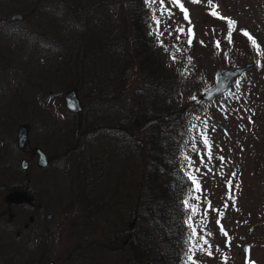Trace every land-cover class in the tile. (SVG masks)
<instances>
[{
	"label": "rangeland",
	"instance_id": "rangeland-1",
	"mask_svg": "<svg viewBox=\"0 0 264 264\" xmlns=\"http://www.w3.org/2000/svg\"><path fill=\"white\" fill-rule=\"evenodd\" d=\"M60 1H65L66 4L60 12H56L55 7L48 8L46 0H42L41 5L34 2L36 3L34 9L38 12L33 11V13L41 20L47 18L49 25L52 24L60 33V35L41 36L37 35V32L44 31L49 25L45 27L40 22L32 20L28 8L33 7L21 3L17 6L18 12H16V5L11 0L4 2L0 0V78L4 76L3 72L11 71L14 67L13 61L16 60V88L19 89L16 90V105L8 101L11 97L8 92L7 95L0 97V113L6 110L12 116L9 139L16 126L28 124L29 143L31 146L39 147L49 162L46 170L39 171L35 167V160H29V180L34 184H30V187L31 192H36L39 197L37 206L40 212L36 214H39L40 219L31 213L28 207L16 208L14 222L18 235L14 234L15 230L11 227L0 228V264H36L40 253L44 254L39 260L40 264L48 262L125 264L126 255L119 249V245L115 244V236L127 229L130 215L134 212L132 205H118V208L122 206L121 208L124 209L122 223L119 224L120 221L116 220L122 217L117 214L119 209L116 206L109 210L104 208L103 206L110 207L105 200L101 202L99 199H89L92 200L93 205L86 210L83 200L86 197L82 195V188L84 186V189H87L91 184L85 171V167H90L87 165L90 158L98 162L101 177H105L110 172L109 168L112 167L109 160L112 155L104 146H110L108 139L111 134H120L116 128L117 124H123L134 110H138V105L133 107L134 103L141 104L148 99L151 91L144 92L142 89L147 83L142 82L141 88L140 77L143 68L139 64L138 67L134 63V66H125L124 71L121 70L125 64V56L131 54L128 42L120 37L121 31L125 28L129 15L137 9L139 0H114L104 5L101 1L100 5L95 4L93 8L85 7L86 4L90 5L92 0ZM143 1L146 8H143L144 11L146 10L144 27L150 25L154 27L152 11L160 8V5L157 2L150 7L145 0ZM182 2L188 9L191 25L184 19L180 9L169 4L168 0H165L164 6L171 9L172 17L160 16V12H156L162 21L161 31L167 29L161 39L168 51L155 41L160 49L153 47L156 51V53L154 51V60L156 63H158L156 59L162 62L160 69L164 75L161 78L171 84L166 87L165 93L161 92L162 96L167 95L175 100L176 97L181 96H184L185 100L193 96L197 99L212 84L216 69L239 66L244 62L255 64L238 80L239 87L235 86L229 90L225 97L212 105H198L186 111L190 118L181 121L178 128V145L184 147L186 154L191 157L192 171L199 179L202 188L201 192H191V195L199 197V200H191L190 203L198 204L200 208L199 213L193 217L194 226L198 233L206 236L212 252L209 256L196 250L193 259L197 264H225L226 257V264H246L247 258L255 264H264V0H213V3L219 6L217 10L221 16L236 21V30L232 32L231 43L226 39L229 31L227 22L209 14L211 8L207 0H201V3L196 4L191 0H182ZM107 8L109 10L106 11ZM15 12L23 16V21L16 24V59L12 49L8 50L13 46L15 24H6L3 21L5 17ZM77 20L83 23L84 28L92 31L86 41L96 46L100 44L101 47L108 46L110 49L104 52V55L103 51L97 54L96 65L90 67L89 75L85 77L83 85L76 88L77 96L82 103V113L74 117L59 109L57 95L76 84L75 79V81L71 80L74 75L68 74V69L75 65L74 58L78 57L65 54V47H57L58 43L53 39L61 37L64 40L65 30H69V24L72 25L70 29H73ZM147 22L150 25H147ZM190 26L195 36L192 44L188 45L187 29ZM179 27L185 29L184 33L176 31ZM241 29L247 30L255 38L260 46L259 50L241 34ZM177 35L179 39L176 38ZM110 37H112L111 44L108 45L107 40ZM216 41L220 42L219 48L215 46ZM61 44L64 45V42ZM30 52L36 54V59L26 61V58L31 56ZM173 54L176 57L175 61L171 59ZM189 57L192 58L190 64ZM38 58L43 62L40 63ZM86 58L92 63L94 56ZM90 63H85V66ZM101 69H109L111 76L103 80L100 86L99 83L96 84L97 80L93 83L91 79ZM165 73L169 75L166 76ZM18 77L24 87L20 88L17 85ZM27 78L31 83L27 82ZM7 83H12V80H8ZM92 88H95L96 92L92 93ZM49 91L50 95H48ZM180 101L182 100L175 101L178 109ZM40 104H43L42 108ZM195 109L198 111L195 112ZM193 113L199 119L192 117ZM204 120L208 122L207 134L212 145L210 162L204 155L205 147L198 134L199 130L204 128ZM76 124L89 126V132L82 133L79 126L76 139L74 137L70 142L66 134L71 133ZM193 124L197 127L192 128ZM213 127L215 131L212 130ZM189 129H192L191 132ZM101 134L106 136V139L101 137L105 139V143L95 145L98 141L95 137ZM136 134L133 141L141 142L142 136L139 132ZM190 137H196L195 143L199 155L196 151H192L193 140ZM63 139L64 142H70L71 146L62 144ZM64 154L67 157H64ZM141 155L142 152H137L134 158ZM201 156L212 172H208L200 163ZM219 156L225 158L223 164L217 158ZM20 158L16 153V162ZM128 160L132 162L131 159ZM112 162L116 164L113 166L117 169L120 180L121 178L124 180L123 184L120 181L117 184L113 176L111 182H108L109 187H112L113 198L117 199L116 189L125 187L121 188L125 194L127 187L129 189L138 187L135 181L140 178L143 170L139 171L138 167L131 164L133 169L130 173H124L122 168L126 167L127 163L123 157ZM179 162V166L188 171L187 161L181 162L179 159ZM195 167H199L200 172L196 173ZM232 173L236 175L233 177ZM186 178L187 190L184 192V199L188 198L193 188L191 181L187 176ZM229 179L233 184L230 194L234 196V206L233 200L228 198L229 189L226 187V181ZM37 180L41 183L47 180L46 182L53 185L43 187L35 183L38 182ZM236 185L239 187L237 188ZM144 188H147V185H144L142 190ZM122 192L118 193L119 198ZM205 197L211 201L213 208L223 211L224 215L220 218V223L227 231L228 237L222 235L219 230L216 223L217 212L209 210L207 219H203V212L207 206ZM113 198L111 204L114 203ZM225 204L228 205L227 208L224 207ZM126 208L130 211L128 212ZM183 210L186 220L189 212L184 206L181 211ZM46 213L51 214L48 220L44 218ZM30 216L32 221L29 220ZM201 223L204 225V231H201ZM37 230L45 235L35 236L34 231ZM189 232L190 230L184 225L175 264H184L187 260L186 252L189 245L185 241ZM207 232H211L212 235L207 236ZM108 236H111L109 241L112 240V243L106 241L109 242L106 245L104 241ZM229 239L230 245L226 243ZM204 247L207 248L208 245ZM245 249L248 251L246 252Z\"/></svg>",
	"mask_w": 264,
	"mask_h": 264
},
{
	"label": "trees",
	"instance_id": "trees-1",
	"mask_svg": "<svg viewBox=\"0 0 264 264\" xmlns=\"http://www.w3.org/2000/svg\"><path fill=\"white\" fill-rule=\"evenodd\" d=\"M101 1L103 5L114 2V0H99V5L102 3ZM95 6V0H92L90 5H85L86 8H93ZM138 8L140 9L138 10ZM107 10H109V8H107L106 11ZM145 20L146 14L141 11V5L138 1L137 9L133 10L129 15V20L125 23V28L121 31L122 34L120 37L128 42L127 44L130 47L129 50L131 53L125 56V64H123L121 70L124 71L125 66H134V63L137 64V67L139 64L141 68H143L140 77L141 88L143 86L142 82L147 83L142 89L144 92L145 90L147 92L151 90L149 97L141 104L133 102V107L135 108L138 105V110H134L132 115L128 117V119H125L123 124H117L116 128L120 134H111V139H108L111 148L110 146H104L107 148L108 153L111 151L110 155H112V158L109 160V164L112 167L109 168L111 173L108 172L105 177H101L102 175L98 168V162L96 163V160L91 158L88 160L87 165L90 167H85V171L90 181L89 183L91 184L87 189H84L83 186L82 195L86 197L83 198L86 210H89L93 205L92 200H89L93 198L99 199L101 202L105 200L110 207H103L108 210L112 209L113 206L118 208V205L122 204L132 205L134 212L130 215L127 229L117 233L115 236V244L119 245V249L126 255L125 264H175V260L178 257L177 247L182 240L181 238L185 225V212L184 210L181 211V209L183 207L182 201L184 200V192L187 190V184L185 183L187 179L185 175L186 170H183V168L179 166V159H181V162L184 161L181 153L183 152L186 154V151L184 147L178 145V128L181 121L190 118L186 113L190 108L197 107L198 105H212L227 94L211 103L200 102L198 98L195 100L189 98L185 100L184 96H181L182 98L176 97V100H182L180 101L179 109L176 107L175 98L167 97V95L162 96L161 94L167 91L166 87L171 84L168 80L166 81L161 78V76L164 75V72L160 69L162 62L157 59L156 61L158 63L155 62V50L153 49V47L160 49V46H156V38H154L153 35H149L150 27H144ZM40 24L42 26H48L46 21L43 20ZM75 24L76 26L73 29H70L72 25L69 24V30H65L64 32L66 37L64 40L61 37L57 39L54 38L53 40L58 43L57 47H65V54L78 57L74 58L76 62L75 65L68 69V74L74 75V78L71 80L84 81L85 77L89 75L90 67L95 66L97 63V54L103 51L104 55V52L109 50L110 47H101V44L99 47L90 41H86L90 37L92 31L84 28L83 23H80L78 20ZM147 25L150 24L147 22ZM38 34L41 36L45 34L46 36L60 35V33L54 29V26L51 30L46 28L44 31H38L37 35ZM111 38L112 37L107 40L108 45L111 44ZM61 42H64V45H62ZM131 49L133 52H131ZM29 54L31 56H28L26 61H32L31 59L34 60L36 54L33 52ZM88 56H94L92 63L87 60L86 57ZM82 60L90 64L85 66ZM78 67L80 68L78 69ZM168 75L169 74H166V76ZM109 76H111L109 69H101L94 75L91 81L96 83L97 80L96 84L98 85L99 83L101 86L103 80H106ZM28 81L31 83L30 79H28L27 82ZM19 86L20 88L21 86L24 87V84L20 82ZM71 87L79 88L77 83H74ZM196 87L197 85L195 89ZM57 103L59 109L61 108V111L65 112L62 109L60 94L57 95ZM196 110L197 109H195V112ZM192 117H196L195 113L192 114ZM79 126L80 129H82V133L89 132V126L76 124L74 130L66 134V136L68 135L70 138V142L77 136ZM137 132L142 136L140 143L142 149L139 144L133 141ZM101 137H105L106 139L105 135H98L95 137L98 139L95 145H102V142L103 144L105 143V139H101ZM70 142H64L63 139L62 144L71 146ZM137 152H142V155L135 159L134 155ZM66 154L64 155L67 157ZM104 156L109 158L107 155ZM122 157L127 163L126 167L122 168L124 169V173H130L131 169H133L131 164L134 165V167H138L139 171L143 170V172L140 174V178L135 181V185H138L137 188L133 187L129 189L127 187L128 190L125 191V194H123L121 190V188L125 187L118 188L115 190L118 198L114 199L112 187H109L108 182H111L113 176L117 184L119 181L123 184L124 180H122V178L120 180V175L117 169L114 168L116 164H114L115 162H112V160L115 161V159ZM128 159H131L132 162ZM80 167L84 170L82 166ZM144 185H147V188L142 190ZM119 192H122L120 198L118 196ZM112 198L115 204H111ZM121 207L118 208L119 211H117V214L122 217L116 219L120 221L119 224L122 223L124 215V209ZM126 210L128 212L130 211L129 208H126ZM39 212L40 208L36 206V213ZM110 238L111 236H108L104 242L109 241ZM109 242L112 243V240ZM109 242H106V245L109 244ZM43 257L44 254L40 253L38 259L40 260ZM39 260L36 264H40Z\"/></svg>",
	"mask_w": 264,
	"mask_h": 264
},
{
	"label": "flooded vegetation",
	"instance_id": "flooded-vegetation-1",
	"mask_svg": "<svg viewBox=\"0 0 264 264\" xmlns=\"http://www.w3.org/2000/svg\"><path fill=\"white\" fill-rule=\"evenodd\" d=\"M4 1H7V0H3V2ZM11 1L14 3V5H16V12H18L17 6H19L21 3L23 5L25 4L30 7H33V8H28V13L31 12V14L33 13V11H35L34 5H36V3L40 5L42 4V0H24V1L11 0ZM34 2L36 3L34 4ZM46 2L48 4V8L55 7L56 12L60 11L62 8H64V5H66L65 1H60V0H53V2H51L50 0H46ZM95 4H99V0L96 1ZM53 11L55 12L54 9ZM16 12L12 14H16ZM31 16L34 22L39 21L35 13H33ZM22 19H23V16H22ZM43 21H46L47 25H49V21L47 18L43 19ZM18 23H21V21H18V22L14 21V22L6 23V24H15L13 46L12 48L11 47L8 48V50L12 49L13 54H15V59H16V24ZM51 26L52 24H50L48 27H51ZM13 62H14V67L11 68V71L8 70V71L3 72L4 76L0 78V97L7 95V92H8L10 94L9 97L11 96L8 101L16 105V90L18 91L19 89L16 88V60H14ZM39 62L42 63L43 60L39 59ZM9 75H11L12 77H8ZM8 80H12V83H7ZM19 84H20V78L18 77L17 85L19 86ZM91 91L92 93H94L93 92L94 90H91ZM50 94L51 92L49 91L48 95ZM50 99L51 98L49 97V100ZM18 103H20V99H18ZM42 105L43 104H40V107ZM41 111L45 113L43 110ZM11 118L12 116L6 110L4 111L2 110V112L0 113V228L5 229L7 227H11L12 230H15L14 234L18 235V233H16V222H14L16 221V208L17 207H20V206L29 207V211H31V213H34L36 217L40 219L39 214H36V206H37V203L39 202L38 201L39 197L36 192H31V187H30L31 181L29 180V175H28L29 160L30 159L35 160V167L39 171H43V170L39 169V167H37L36 165V154L33 153L32 151L36 149H40V148L37 146H31V144L29 143L28 131L30 127L28 124H19L18 126L20 125L27 126V141H26L25 147L29 148L31 150L30 152H26L23 149L20 150L16 148V129L18 126L14 128L12 132V137L11 139H9V133L11 131L10 128H12L10 127V123L13 121L11 120ZM16 153L19 157H21L18 160V162H16ZM24 157H27L26 160L28 162V167L26 171H21L19 169V161ZM35 183L36 184L39 183L43 187H45L46 185L47 186L51 185L48 182L41 183L40 181H38ZM31 185H34V184H31ZM30 192L32 193V195L29 194ZM29 220L32 221L31 216L29 217ZM37 225L38 224H36V226ZM34 232H35L34 234L35 236H37V234L45 235L42 231H39V230H37V232L36 231Z\"/></svg>",
	"mask_w": 264,
	"mask_h": 264
},
{
	"label": "snow or ice",
	"instance_id": "snow-or-ice-1",
	"mask_svg": "<svg viewBox=\"0 0 264 264\" xmlns=\"http://www.w3.org/2000/svg\"><path fill=\"white\" fill-rule=\"evenodd\" d=\"M157 2L159 3L160 8L153 9V11H152V21H153L154 27H153V25L149 26L150 27L149 35H154L156 40L159 42L160 46L163 47L165 51H168V48L163 44V40L161 39V37L164 35V31H167V29H164V31H161L162 21H161L160 17H158L156 15V12L159 11L160 16L167 15L169 18H171L173 14H172L170 8H167L164 6L165 0H145V3L148 4L150 7H151V5L156 4ZM191 2L196 4V3H201V0H191ZM168 3L178 7L180 9V11L183 13L184 19L186 21H189V24L191 25L190 17L188 14V9L184 7L182 0H168ZM207 3H208V6L211 8V11L209 13L210 15H212L218 19L225 20L227 22L229 31H228V35H227L226 39L229 41V43H231L232 42V32L236 30V27H235L236 21L232 20L231 18L221 16L219 11L217 10L219 6L214 4L213 0H207ZM176 31L178 33H184L185 29L183 27H179L176 29ZM240 32L242 35L246 36L249 39L250 43L252 44V46L254 48L259 50L260 46L257 44L255 38L252 37L251 34L247 30L241 29ZM169 35H171V33H169ZM187 36H188L187 43H188V45H191L193 38L195 36V33H194L193 28L191 26L187 29ZM176 38L179 39L180 38L179 35H177ZM201 44H203V41H201ZM215 46L217 48H219L220 42L216 41ZM179 50L180 49H177V51H179ZM171 59H173V61H175L176 57L174 54L171 56ZM191 62H192V58L189 57L188 63L190 64ZM186 71L187 70L185 69V72ZM183 74L184 73H182V75ZM237 87H239L238 84H237ZM191 99L195 100L196 97L193 96V97H191ZM195 119H199V117H196ZM249 119H251V118H249ZM203 125H204L203 130H199L198 134H199V138H200L201 143L205 147L204 155L207 156L208 162H210L212 159V151H211L212 145L210 142V138L207 134V128H208L207 120L203 121ZM196 127L197 126L195 124L192 125V128H196ZM191 130L192 129H189V132H191ZM212 130L215 131V128L213 127ZM190 138L193 140L192 151H196L197 154L199 155L200 153L198 152L197 146L195 143L196 137H190ZM185 143H187V141H185ZM181 155H182L183 159L185 161H187L188 171L185 172V175L188 177V179L191 181V183L193 185V188L189 192L188 198L184 199L182 201L184 208L186 210H188V212H189L187 219L184 221V223L187 226V228L190 230L189 235H188V239L185 241V243L187 245H189V247H188L187 252H186L187 260L184 262V264H197V261L193 259L195 251L199 250V251H202V252L206 253L207 255L211 256L212 255V252L210 250L211 245L209 244L208 240L206 239V236L198 233L196 226H194L193 217L199 213L200 208H199L198 204L190 203L191 200H199V197L192 196L191 192H201L202 188H201L199 179L197 178V176L192 171L193 161L191 160V157L188 156L187 154L183 153V152L181 153ZM217 158L221 161L222 164L224 163L225 158L223 156H219ZM200 163L202 165H204L205 168H207L208 172H212V169L208 167V164L205 162L203 156H201ZM195 172L196 173L200 172V168L195 167ZM204 174H207V173H204ZM235 175H236L235 173H232L233 177ZM226 187L229 189L228 198L233 200V206H234L235 205L234 196L232 194H230L231 190L233 188V184H232L231 179L226 181ZM236 187L238 188L239 185H236ZM205 202H206L207 206L203 212V219L204 220L207 219L209 210L217 212L218 219L216 220V223L219 226V230H220L222 235H224L225 237H228L227 231L224 229L223 225L220 223V218H222L224 215L223 211H221L220 209L213 208L211 201H208L206 197H205ZM224 207L227 208L228 205L225 204ZM200 227H201V231H204L203 223H201ZM206 235L211 236L212 233L207 232ZM226 243L228 245H230V243H231L230 239L227 240ZM204 245H208V247L205 248ZM217 251H219V249H217ZM245 251L247 252L248 249H245ZM226 260H227V258L225 257V264H226ZM246 264H255V262L246 258Z\"/></svg>",
	"mask_w": 264,
	"mask_h": 264
},
{
	"label": "water",
	"instance_id": "water-1",
	"mask_svg": "<svg viewBox=\"0 0 264 264\" xmlns=\"http://www.w3.org/2000/svg\"><path fill=\"white\" fill-rule=\"evenodd\" d=\"M21 17L19 15H11L5 19V22L20 21ZM254 63L248 62L241 66H231L226 68H219L215 71L213 75L212 84L203 91L199 99L204 102H211L217 97L223 95L228 89L234 87L237 83V79L242 76L244 72L251 69ZM62 101L64 109L73 114L77 115L82 111V107L77 98L75 89H69L62 95ZM27 141V126L20 125L16 129V148L23 149L26 152H30L29 148L25 147ZM33 153L37 155V166L45 167L47 165V160L45 155L39 150H33ZM28 163L26 160H21L19 167L22 171L27 169ZM51 215H46V220L50 219ZM52 264V263H48ZM62 264V263H60Z\"/></svg>",
	"mask_w": 264,
	"mask_h": 264
}]
</instances>
